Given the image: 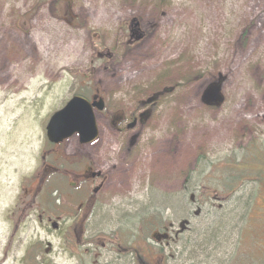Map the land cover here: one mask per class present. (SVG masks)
Wrapping results in <instances>:
<instances>
[{
    "label": "rangeland",
    "instance_id": "rangeland-1",
    "mask_svg": "<svg viewBox=\"0 0 264 264\" xmlns=\"http://www.w3.org/2000/svg\"><path fill=\"white\" fill-rule=\"evenodd\" d=\"M53 1L0 0V264H91L64 255L33 221L36 209L28 219L20 210L24 178L52 147L50 117L73 96L90 95L86 87L101 92L109 111L126 115L162 93L140 144L162 163L137 167L153 177L159 202L176 196L188 171L190 195L202 186L207 195H230L225 179L243 172L219 163H243L251 142L264 147V0H65V20ZM133 18L146 36L127 50ZM107 53L112 60H103ZM193 73L199 80L185 81ZM220 77L225 103L217 110L201 100ZM107 141L120 147L125 140ZM64 147H80L77 137ZM205 202L200 221L210 229L218 209Z\"/></svg>",
    "mask_w": 264,
    "mask_h": 264
},
{
    "label": "flooded vegetation",
    "instance_id": "flooded-vegetation-1",
    "mask_svg": "<svg viewBox=\"0 0 264 264\" xmlns=\"http://www.w3.org/2000/svg\"><path fill=\"white\" fill-rule=\"evenodd\" d=\"M126 29L127 50L145 39L140 22L136 27L130 20ZM138 37H142L139 42ZM100 99L105 109L96 114L95 141L86 146L79 142L80 147L68 149L64 147L66 140L41 151L38 171L23 180V218L28 219L36 209L33 221L43 227L46 237L52 238L64 255L84 256L91 264H195V260L196 264H264V147L251 142L243 163H219L220 169L243 172L225 179L230 195H207L201 191L204 186L198 195H190L185 185L186 190L177 192L180 201L176 213H160L165 206H152V185L137 169L149 158L135 148L149 129L158 100L138 102L131 116L109 111L98 89L87 97L90 103ZM145 112L149 116L142 122ZM127 136V147H109L108 138ZM73 137L80 140L79 134ZM136 194L140 196L133 199ZM207 199L218 209L210 229L200 221ZM212 229V234L204 232ZM210 238L213 245H206ZM45 247L52 244L46 242Z\"/></svg>",
    "mask_w": 264,
    "mask_h": 264
},
{
    "label": "water",
    "instance_id": "water-1",
    "mask_svg": "<svg viewBox=\"0 0 264 264\" xmlns=\"http://www.w3.org/2000/svg\"><path fill=\"white\" fill-rule=\"evenodd\" d=\"M138 26V24H135ZM138 37L136 40H140ZM109 57V55H107ZM223 77L210 83L204 90L202 100L204 104L212 107H219L223 103L221 85ZM155 97L150 98L147 103H151ZM99 112L104 110V102L90 103L86 99L74 96L63 109L56 112L46 127V136L51 144H59L71 138L75 134L80 135L81 144L87 145L97 138L98 130L95 119V109ZM149 113L141 115L142 122L148 119ZM136 121L129 125L133 129Z\"/></svg>",
    "mask_w": 264,
    "mask_h": 264
},
{
    "label": "bare ground",
    "instance_id": "bare-ground-1",
    "mask_svg": "<svg viewBox=\"0 0 264 264\" xmlns=\"http://www.w3.org/2000/svg\"><path fill=\"white\" fill-rule=\"evenodd\" d=\"M193 76H195V78L194 79H192L193 78ZM199 76H197L195 73H193V75L192 76H188V77H186L185 78V81H187V82H189V81H191V79L192 80H199ZM162 94V93H161ZM161 95H159L158 96V98H157V100H159V97H160ZM165 102H167V101H165ZM132 116V115H131ZM128 137L129 136H127V138H125V139H122V140H125L123 143H121V144H123L121 147H127L128 145H127V143L129 142V140H128ZM141 144V143H140ZM140 144H138L135 148H136V152L137 153H139V154H143V155H141V156H144V157H147V158H149V160L145 163V162H140L141 163V166H144L145 164H147V165H149L150 167L152 166V164H154V165H156V164H161L162 163V159L161 158H159V155L157 154V152H156V150H154V149H152V148H150V147H141L140 146ZM148 149V150H146V149ZM170 156H171V160L173 159V157H174V154L172 153V154H170ZM145 175H146V173H145ZM145 178V177H144ZM144 178H143V180H144ZM147 178V182L148 183H150L151 185H152V189H153V187H154V185H153V183H151V181L153 180V177H151V175H150V177H146ZM185 184H182V188L180 187V189L181 190H186V186H188V187H190V176H189V171H188V173H187V175H186V179H185V182H184ZM186 185V186H185ZM178 187V186H177ZM189 190H190V188H189ZM170 191H173V189H171ZM190 194V193H189ZM171 196L167 199V203L166 202H159V201H161L162 199H161V197H158V200L155 198V200L153 201V204H152V206H155V205H157L158 206V208H160V206H165V207H163V208H161L160 209V213H164V214H166V213H168V214H175L176 213V211H177V209H178V203H179V201H180V199H179V194L178 193H176V196L175 195H173V193L172 194H170ZM138 196H140V194H136V195H134L133 196V199H135L136 197H138ZM155 197V196H154ZM173 200H176V202H172ZM128 205H130V203L128 204ZM149 206H151L150 204L149 205H147V208L149 207ZM199 212V210H197V213ZM159 215V214H158ZM159 218V217H158ZM157 218V219H158Z\"/></svg>",
    "mask_w": 264,
    "mask_h": 264
},
{
    "label": "trees",
    "instance_id": "trees-1",
    "mask_svg": "<svg viewBox=\"0 0 264 264\" xmlns=\"http://www.w3.org/2000/svg\"><path fill=\"white\" fill-rule=\"evenodd\" d=\"M65 0H54L53 1V7H52V11H54V13L56 14V16L62 20L64 18V14H65ZM87 90L90 92L91 90V86L86 87ZM83 95V94H80Z\"/></svg>",
    "mask_w": 264,
    "mask_h": 264
}]
</instances>
